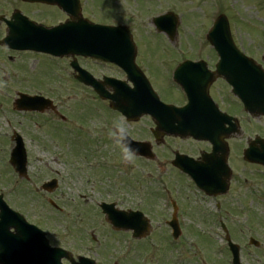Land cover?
I'll list each match as a JSON object with an SVG mask.
<instances>
[{
	"label": "rangeland",
	"instance_id": "obj_1",
	"mask_svg": "<svg viewBox=\"0 0 264 264\" xmlns=\"http://www.w3.org/2000/svg\"><path fill=\"white\" fill-rule=\"evenodd\" d=\"M81 1L85 16L91 21L127 26L140 50L138 57L141 61V57L164 62L163 58L178 60L183 56L209 55L205 48V35L214 17L220 14L228 19L234 41L239 42L246 54H255L258 50L256 44L264 42V0ZM12 2L17 3L18 0H0V12L12 6ZM23 8L39 23L61 18L60 15L54 17L45 8L29 9L24 5ZM168 11L179 17L173 43L156 34L150 20ZM29 56L25 69V65L18 63L15 71H9L11 56L0 53V65L5 68L0 67V95L7 91L5 96H0V106L3 107L0 108V194L8 205L39 223L48 232L51 244L70 251L74 257L95 259L97 264H230L231 257L224 248L220 225L206 217L207 212H213V209L197 208L204 203L193 192H186L184 185L187 182L175 174L159 178L153 165L145 162L130 160L125 168L115 170V161L118 159L117 163H121L124 152L113 135L110 137L112 143L109 141L106 145L96 139L98 137L93 130L102 119L97 120L93 114L97 107L100 112L103 110L98 101L89 94V90L71 79L66 62L62 63L58 74L54 72L57 61ZM85 64L89 70L93 68L91 63ZM168 64L165 62L166 66ZM158 75L163 77L159 71ZM15 92L37 94L53 100L58 114L12 113L11 101L16 99ZM165 96L169 98L168 92ZM59 115L64 117V121ZM113 120L114 125L120 123L115 118ZM259 120L262 122V119ZM250 121L242 123L244 134L236 138V149L254 134L253 126L258 127L256 119ZM139 126V123L133 126L134 135L138 134ZM90 129L93 137L88 138ZM13 131L24 142L26 180L18 179L8 165ZM237 155L238 152V202L230 207V203L225 201V209L233 212L230 215L235 218L234 222L224 225L231 241L240 247L241 264H264V185L260 187L263 201L250 203V191L253 189L238 177L240 174L247 176V172L242 171ZM105 164L110 169H102ZM51 179H56L58 185L48 194L40 189V185ZM159 182L169 183L170 186L176 184L177 192L171 194H175V202L180 206L181 236L177 241L171 240L164 223L169 220L170 212L165 208L160 192L156 191ZM49 201L59 211L53 209ZM100 202H113L120 209L142 211L150 220V235L142 241H133L127 233L113 232L97 208ZM249 238L256 240L259 247L248 245Z\"/></svg>",
	"mask_w": 264,
	"mask_h": 264
},
{
	"label": "flooded vegetation",
	"instance_id": "obj_2",
	"mask_svg": "<svg viewBox=\"0 0 264 264\" xmlns=\"http://www.w3.org/2000/svg\"><path fill=\"white\" fill-rule=\"evenodd\" d=\"M25 5V7H38V8H45L47 10L52 11V15L57 17L60 15L61 18L54 21V22H47L45 23L47 27H52L60 22L65 20L63 14L59 13L57 9L53 6L41 5V4H27V3H20V5ZM83 10V9H82ZM3 26V25H2ZM4 29V26H3ZM1 33V31H0ZM2 37V35H0ZM254 61V65L258 67V75H255L254 84L258 89H264V57L259 54L258 56L250 57ZM138 58L137 66L143 72V74L147 77L148 81L150 82L151 86L158 94L159 99L165 103L170 104L175 107H183L186 105L187 98L183 93L181 87L174 82L173 80V73L174 69L177 67L178 64L190 61L192 63H201L202 65L200 68H196L194 71L185 73L183 83L190 87H193L197 90L198 96L206 101L209 102L210 106L214 107L218 112L226 114L229 117H232L234 120H230V124L236 128V118L239 119L240 123L243 118V112L241 111V106L236 102V98L232 96L231 88L228 86L226 81L224 80L223 76L216 72V66L219 61V57L216 55H206V56H190V57H182L180 61H177L175 58H168L171 61L169 65H165V62H158L152 61L151 57H143ZM154 59V58H153ZM92 63V70L91 73L95 77H111V78H121L123 73L111 64H104L101 62L91 61ZM164 64V65H163ZM158 71L163 77L158 75ZM187 78L192 79V83L187 82ZM168 92L169 98H166L165 93ZM163 93V95H162ZM173 98V99H172ZM206 106V105H205ZM207 110L208 107H206ZM214 117V116H212ZM147 122L143 123L141 126L138 127V134L134 135V132H127V134L136 141L148 142L152 146V151L155 155L154 164L155 169L154 172L160 176H171L172 174H178V170L172 166V162L174 156L176 154L187 156L196 162L201 161V157L207 158L206 156L210 155L213 151V145L210 142H198L191 139H181L179 137L172 136L170 132L163 131L162 129L158 128L157 126L151 123L150 118L145 117L143 118ZM238 122V121H237ZM128 127L131 125H136L138 123H127L125 122ZM229 125L225 124L224 128H228ZM136 128V127H135ZM133 129V128H132ZM256 131H260L261 133H256L258 135H254L253 139L255 144L253 145L254 149L258 152L262 149L264 150V143L258 144L259 141L264 139V125L261 127H254ZM153 130V133L151 132ZM114 131L113 127L107 126L106 122L102 124V129H98V134L100 137H104L105 139L110 136V134ZM140 134L141 137H138ZM257 138V140H256ZM221 142H224V138ZM228 148V155L226 162L231 169V174L229 175L228 180V190L227 192L218 198H207L201 195L204 200H211V201H228L230 207H233L236 204V174L232 171L236 169V152L239 148L236 149V136H228V139L224 142ZM215 157L222 158L224 148L221 145L220 147H215ZM207 162H201L203 165H208L214 168H217L218 179L215 180V186L221 188L224 186L222 182L225 181V174L222 171H219V164L214 162V159H206ZM249 167V176H250V184L247 185L251 189L254 187L257 188L262 187L264 185V167L260 165L254 164H244ZM244 182H247L248 179H244ZM165 186V185H163ZM170 189L174 192L176 190V184L168 185ZM193 190L192 185H186V188ZM251 199H261L262 195H256L254 190L250 191ZM175 196V194H174ZM170 197V195H169ZM254 202L253 200H251ZM172 202V201H171ZM216 206V205H215ZM218 206V205H217ZM222 206V204H221ZM176 209V218L180 220V213L178 211L177 206L175 205ZM171 216L174 213V209H171ZM232 210V208H231ZM231 212L229 209L223 211L224 215H217L215 216L216 222L218 223H232L234 222V216L230 215ZM28 223H32L29 220L27 215H23ZM170 216V217H171ZM166 222V221H165ZM36 226L43 230L41 225L36 223Z\"/></svg>",
	"mask_w": 264,
	"mask_h": 264
},
{
	"label": "water",
	"instance_id": "obj_3",
	"mask_svg": "<svg viewBox=\"0 0 264 264\" xmlns=\"http://www.w3.org/2000/svg\"><path fill=\"white\" fill-rule=\"evenodd\" d=\"M31 1V0H29ZM38 1V0H32ZM41 2L46 3H59L60 6L64 8L71 9V15L76 13L77 5L76 0H67L62 4L63 0H40ZM71 1V2H70ZM70 2L69 6L68 3ZM66 11V9H64ZM68 11V10H67ZM75 20L80 19V17H74ZM161 20V19H160ZM79 21V20H78ZM159 21V20H158ZM76 25H66L58 29L53 30H44L42 28H36L29 25V28L26 30L24 27L16 26L9 29V35L5 40L10 47L20 50H33L36 52L48 53L54 56L59 55H81L88 56L95 59H109L117 64L123 65L125 70L129 74H132V64L134 57V46L131 44V38L128 32L125 29H113L106 27H98L92 25H85L78 23ZM18 21L15 16V23L17 25ZM214 30L209 33L208 40L218 51L219 55L226 56L232 55L230 52V35L228 30V25L224 17H220L217 22ZM167 29V33L172 38L175 34V29ZM74 29V30H72ZM78 79L88 85H95L91 78L85 74H81ZM103 86V85H102ZM100 91V90H98ZM141 93V94H140ZM102 98H109L113 102L111 107L120 112H124L129 115L137 116L144 113L155 114L157 110H152V105L154 101L142 91L140 88L135 87L134 90L127 89L124 84H121L116 88V93L113 96L107 97L104 93H99ZM245 104H248V111L252 114H257V108L253 107L246 97L242 96ZM42 99L39 98H26L20 96V100L16 101L17 108L26 109V110H42L46 108L44 103H41ZM138 115V116H139ZM16 146L12 151L10 163L13 165L16 171L20 175L25 173V152L23 149L22 142L20 138L16 137L15 139ZM125 144H129L125 141ZM202 184V183H198ZM45 188H49L48 185ZM210 188H206V192L210 193ZM211 194V193H210ZM0 209L4 212L0 215L2 217V222L7 221L6 214L7 210L1 202L0 197ZM111 208H108L110 210ZM6 211V212H5ZM114 213V216H112ZM121 219H120V218ZM114 218V226L118 228H127L134 229V236L140 237L142 233L146 230V223H140L139 220L124 217L123 215L111 212L109 219ZM122 220L129 222L131 225H125L122 223ZM5 224V223H2ZM7 224V222H6ZM8 224L4 229H0V263L1 264H14L13 257L9 255L10 251V241L8 238L13 240H18L15 236H10L7 234ZM178 232L177 235L178 236ZM8 241V245L3 250L5 241ZM229 246L233 253V262L238 264V248L232 246L229 243ZM29 257L27 264H60V258L65 255L59 250L47 249L46 246L42 253H29L26 250H18L14 253V256L20 257ZM84 262V261H83ZM86 264H93L92 262Z\"/></svg>",
	"mask_w": 264,
	"mask_h": 264
},
{
	"label": "clouds",
	"instance_id": "obj_4",
	"mask_svg": "<svg viewBox=\"0 0 264 264\" xmlns=\"http://www.w3.org/2000/svg\"><path fill=\"white\" fill-rule=\"evenodd\" d=\"M120 132H121V133L124 132L123 127L120 128ZM124 153H125V159L130 158L131 155H132V151H131V149H130V148H127V147L124 149Z\"/></svg>",
	"mask_w": 264,
	"mask_h": 264
}]
</instances>
